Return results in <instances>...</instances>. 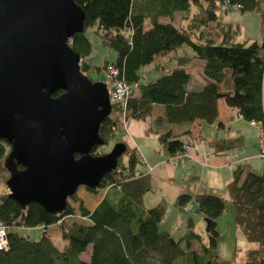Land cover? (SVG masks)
Listing matches in <instances>:
<instances>
[{
	"label": "trees",
	"instance_id": "16d2710c",
	"mask_svg": "<svg viewBox=\"0 0 264 264\" xmlns=\"http://www.w3.org/2000/svg\"><path fill=\"white\" fill-rule=\"evenodd\" d=\"M74 1L83 10V28L72 33L68 43L79 57L87 55L90 41L84 31L93 25L100 41L114 50L113 60L105 61L101 67L113 64L130 89L136 86V93H129L125 101L126 117L142 118L154 104L160 110L153 118L154 123L190 122L195 118L211 122L217 114L216 101L221 98L229 111L235 107L247 121L261 118L264 38L261 34L259 42L233 41V28L237 25L231 27L216 12L223 0ZM227 1L238 3L240 10L255 9L259 15L262 13L260 0ZM177 11L187 14L179 15L186 19L184 26H175L170 21ZM158 16L169 18L159 20ZM144 19L148 20L147 25ZM208 22H212L214 32L221 30L220 34L207 30ZM228 27L232 28L231 32L226 31ZM181 43L188 45V52L178 53L174 56V65L152 79L143 80L141 66L156 54ZM193 57L201 59V73L207 80L198 88H187L190 74L184 65ZM86 63L83 59L78 61L83 73ZM226 80L225 88H220V83ZM111 108L118 110L119 107L111 103ZM114 124L108 115L103 116L98 123V134L105 139ZM215 124L221 122L215 120ZM157 131V140L166 154L179 153L189 144L169 127ZM239 142L240 137L235 135L213 139L211 145L213 149H224ZM8 147L9 143L0 138V163ZM95 147L91 146L89 152L96 153ZM137 162L135 151L127 149L124 161L105 171L96 187L83 185L86 191L95 194L99 187H108L90 206L84 205L81 196L76 195L77 186L69 195L75 205L65 201L58 213H51L34 201L20 207L6 193L0 194V219L7 226V243L5 248H0V264H264V177L261 173L236 163L225 183L233 207V222L246 240L256 243L244 250L241 261H233L221 259L215 252L218 235L215 217L223 209V199L209 192L176 194L173 199L176 206L181 207L193 198L207 221L203 240L190 228L173 236L168 229L159 227L163 203L144 206L141 202L142 194L150 188V180L146 172L134 168ZM55 222L66 240L61 248L45 232V227ZM40 224V234L35 238L18 230L21 226ZM193 240L197 248L191 246ZM87 245L88 258L83 260L78 253Z\"/></svg>",
	"mask_w": 264,
	"mask_h": 264
},
{
	"label": "water",
	"instance_id": "95a60500",
	"mask_svg": "<svg viewBox=\"0 0 264 264\" xmlns=\"http://www.w3.org/2000/svg\"><path fill=\"white\" fill-rule=\"evenodd\" d=\"M82 20L74 0H0V138L9 143L2 166L6 196L20 207L34 201L59 212L78 184L96 187L125 149L115 140L89 152L104 141L97 127L111 103L68 43Z\"/></svg>",
	"mask_w": 264,
	"mask_h": 264
},
{
	"label": "rangeland",
	"instance_id": "374dc122",
	"mask_svg": "<svg viewBox=\"0 0 264 264\" xmlns=\"http://www.w3.org/2000/svg\"><path fill=\"white\" fill-rule=\"evenodd\" d=\"M260 6H261V0L259 1ZM216 12L218 13L219 17L227 21L231 27H234L237 25V27H234V31L232 33V40L233 41H249V40H255L256 42H259L261 39V34H262V25H261V31H260V24L262 23V19L260 18L261 15H259V12L255 9H250V10H240L238 8H228L227 10H222L220 7L216 9ZM185 16V11L183 12H174L172 16L170 17V21L175 25V26H184L186 23L185 18H180V16ZM158 19L165 20L168 19L169 17L167 16H158ZM144 24H148V20L144 19ZM94 26L92 25L91 27H88L85 29V34L88 36L89 41H90V51L87 55L85 56H80L78 58V61L83 59L85 62H87V68L85 70V73L90 79H98L102 77V64L105 61H112L114 58V50L109 47L108 45L102 43L100 41L99 34L95 31H93ZM207 30H210L212 34L217 33L213 31V24L212 22H208L207 25ZM229 29V30H228ZM232 28H227L226 31L231 32ZM220 31H218L217 34H220ZM210 34V33H209ZM189 51L188 45L185 43H181L178 46H176L174 49L166 51V52H161L156 54L153 59L141 66L139 68V71L143 73V80H148L152 79L158 74L161 73V71H165L168 67H170L171 64H175L173 60H171L175 54L178 53H186ZM201 59L193 57L191 60L185 64L184 66L187 67V70L190 72V83L197 81L200 78L201 74ZM227 85V80L224 83H220V88H225ZM136 93V86H132V88H129L128 95ZM218 115L222 118L227 120L226 124L224 125V128H217L215 122L205 123L202 125L203 126V132L205 131L206 136H211L212 132L214 130L216 131H222L228 128L234 129L238 128L240 134L242 135L241 141L235 145H232L231 147L228 148L227 153H224L227 164H232L234 162H237L238 159L237 157L243 155L247 149L252 152V147L254 149L253 155H251L247 160L249 162V168L257 173L261 172V162L259 157L256 154V144H255V128L251 124L248 123V121L245 118H236L235 114L230 111L229 112V107L225 106L222 103L221 98L218 99ZM152 114L157 113L159 111V106L158 105H152L150 110ZM231 114V116L229 115ZM109 119L114 120V127L111 129V132L105 137L104 141L102 144H97L95 147L96 153H101L103 151H106L109 149L113 141L115 140H121L125 143V149L124 151L118 155L116 164L118 161H124L125 156H126V151L127 149H133L129 147V145L126 142V127L124 125V122L128 118V116H125V110L123 112L119 110H111L107 113ZM156 116V115H155ZM136 120L138 121L136 117H129V120ZM128 129V128H127ZM136 141L138 143L142 142L141 137H135ZM146 144V143H145ZM144 145V144H141ZM190 145H187V148L184 151H181L179 153L181 154H186V150L188 149ZM196 149L197 151L200 150V145L198 143H194V145H191L189 148ZM134 150V149H133ZM182 158H179V160ZM242 160V161H244ZM2 169L0 170V194H4L6 190V185L4 184V179L7 176V171L4 169L2 166V162L0 163ZM139 163L135 164V168H138ZM205 169V168H204ZM205 171V170H203ZM203 172L202 177H201V182L200 185L204 187L203 189L201 186L196 184L195 182H192V185L194 187V190H208L205 192L209 193H214L219 195L223 199V209L220 213L219 218L221 219L222 224H217V228L221 231L218 235V241H217V247L215 248V252L217 256L221 259H228V260H233V261H241L243 259V253L245 248L247 246H252L256 245L255 242L249 241L245 239V237L242 235L239 230H235L234 228V222H233V207L232 203L229 199L225 184L223 187H221L219 180H214L213 176H207ZM186 182H190L189 176H186ZM195 180V179H194ZM196 185V186H195ZM83 185H77L76 187V195H80L82 199V203L86 206H90L93 204L95 201L96 197H98L101 192H103L107 186L99 187L97 190V193H92L86 191L83 187ZM109 189H107L108 192ZM94 195H96L94 197ZM66 201L69 203L71 202L73 205L75 203L70 200L69 195L65 198ZM164 205V215H163V220L160 222L159 226L160 228H163L164 226L168 227L172 231L176 230V227H180L179 222H177V219L175 218L176 214V207H172L169 204L166 203V201H161ZM188 204L191 206L190 211H186L184 209V206ZM181 219L183 220L186 218L188 215H190L193 211H198L196 207V202L193 198H190L186 203L181 205ZM58 213V212H57ZM77 215H74L73 217L76 218ZM78 217V216H77ZM67 217H64L66 219ZM231 218V223L230 225L227 224V220ZM63 219V220H64ZM68 220L66 222L68 223ZM194 220V218H193ZM227 225V226H226ZM60 225H57V223H50L45 227V232L49 236L50 240L52 243L58 247L61 248L62 245L65 243V239L60 235ZM181 228V227H180ZM19 232L22 234H26L30 238H35L40 234V227L39 225H29V226H21L19 227ZM196 231H198L201 235H204V225L199 229L195 228ZM197 243V242H196ZM194 246V245H191ZM197 246V245H195ZM197 248V247H196ZM89 254V246L87 245L86 249L84 251H81L78 253V256H81L82 258H88ZM85 259V260H86ZM84 260V259H83Z\"/></svg>",
	"mask_w": 264,
	"mask_h": 264
},
{
	"label": "crops",
	"instance_id": "0c3cea01",
	"mask_svg": "<svg viewBox=\"0 0 264 264\" xmlns=\"http://www.w3.org/2000/svg\"><path fill=\"white\" fill-rule=\"evenodd\" d=\"M171 60H173L174 62V57ZM172 65L174 64H171L170 66ZM184 68L187 70L186 66H184ZM187 71L189 72V70ZM206 80L207 78L203 76V74L201 73L200 78L197 81H195L194 84V82L190 83V76H189V79L186 83V87L198 88ZM218 99L216 101L217 114L215 119L211 122L214 123L215 120H219L221 124L220 125L216 124V126L217 128L223 129L227 120L222 119L218 115V104H217ZM222 103L224 104L223 101ZM224 105L227 106L226 104ZM159 112L160 110L157 111V113L152 114L151 111H149L142 118H138L137 119L138 121L131 119L129 120V117L126 119V125H125L126 142L129 145V147L134 149L137 155L138 158L137 163H139L137 170H142L146 172L149 175V180H150V188L142 194L141 202L144 206H151L163 200L166 201V203L169 204L170 206L172 207L175 206L176 207L175 218L177 219V222L181 223L180 224L181 228L178 226L176 227L175 231L174 230L172 231L166 226H164L163 228L168 229L173 236H177L181 234L183 231L190 228L194 232L198 233L203 240L204 238L202 237V235L195 230V228L200 229L205 224V221L203 219V214L197 209L198 211L195 212L193 211L190 215H188L186 218L182 220L181 219L182 216L180 213L182 212V210L180 207L176 206L173 203L174 197L179 192H187L190 195H193L195 193L208 191V190H194V187L192 185V182H195L196 184L201 186L200 182L203 172L206 174V178H208L207 176L210 175L214 177V180H219L221 187H223V185L231 177V168L234 164L243 163L244 167L249 168V162L245 160H247V158L253 155L254 149L252 147V152H250L247 149V151L243 155L236 158L238 159L237 162H234L232 164L229 163L227 164V160L224 153H227L228 148L231 146L224 149H213L211 145V141L213 139H227L235 135H238L241 141L242 135L240 134L238 128H234V129L228 128L222 131L214 130L211 136L210 134L209 136H206L205 131L203 132V126H202L205 122L202 119L195 118L190 122H180V123H167L164 121H161L159 123H154L153 118ZM229 115L231 116V114ZM149 125L151 128H148ZM166 127H169L173 133H178V136L181 138V140H183L184 143L189 141L190 146L194 145V143H198L200 145V150L197 151L192 147L189 148L190 147L189 146L188 149L186 150L187 155L183 156L182 159L180 160L178 157V153L166 154L163 151L156 137L158 132L157 130L164 129ZM135 137H141L142 142L138 143ZM186 176H189L190 178V182L188 183L186 182L185 179ZM202 188L205 189L204 187ZM190 210H191V206L189 205L186 211H190ZM219 216L220 214H218L215 217V227L218 231V234L221 231L217 228V224H222ZM162 218L159 221V224L160 222H162L163 220ZM230 219L231 218L227 220V224L229 225L231 223ZM237 227L238 226L235 224L234 225L235 230H239ZM217 241L218 238L216 240L215 248L217 247L218 244ZM191 245H194L192 247H197L195 246L197 245L196 241L193 240L191 242ZM249 247H254V245L247 246V248ZM79 257L82 258L81 256ZM82 259H86V258H82Z\"/></svg>",
	"mask_w": 264,
	"mask_h": 264
},
{
	"label": "built area",
	"instance_id": "2783aa9c",
	"mask_svg": "<svg viewBox=\"0 0 264 264\" xmlns=\"http://www.w3.org/2000/svg\"><path fill=\"white\" fill-rule=\"evenodd\" d=\"M219 7L222 10H227L228 8H239V4L235 2H228L227 0H223L219 3ZM261 8H262V36L264 38V0H261ZM102 77L100 79L106 88L107 97L110 103L116 104L119 111L123 112L125 107V101L128 96L129 86L122 79V76L118 75V71L116 67L111 63H106L102 67ZM262 74H264V61L262 67ZM263 81L261 80V85ZM261 118L259 119H250L248 123L254 126L255 128V142L257 151L256 154L261 162V175L264 177V90L261 89ZM231 111L235 114L236 118H242L240 112L235 107L231 108ZM126 121L124 122V125ZM187 148V145H184V150ZM182 150V151H184ZM186 154L178 153V157L182 158ZM7 187L5 193L7 192ZM188 208V204L184 206V209ZM42 224L39 225L41 227ZM6 224L0 219V248H5L7 239H6Z\"/></svg>",
	"mask_w": 264,
	"mask_h": 264
}]
</instances>
